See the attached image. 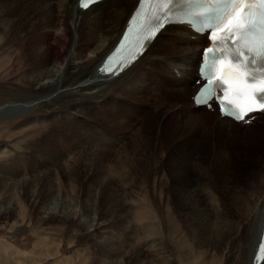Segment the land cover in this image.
<instances>
[{"label": "rangeland", "instance_id": "rangeland-1", "mask_svg": "<svg viewBox=\"0 0 264 264\" xmlns=\"http://www.w3.org/2000/svg\"><path fill=\"white\" fill-rule=\"evenodd\" d=\"M5 50L9 49L6 47ZM4 52V50L0 51V56H3V60L0 61L2 87H0V109L6 105L16 104L13 100L17 95L13 92L19 87L11 82L2 84L5 80L3 75L7 70L12 72L10 76L15 74L8 64L9 55H3ZM168 70L167 67L166 74ZM160 74V72L157 74L160 78L167 77L166 74ZM174 87L173 84L175 93L177 88ZM19 94L28 97V94L20 92ZM143 95L126 100L136 111L138 105L145 107L139 115L128 112L120 114L117 122L113 124L111 122L114 127L106 126L110 122L106 115L101 117L105 124L104 132L100 131V126L102 127L103 124L100 120L97 123L96 115L90 118L82 117L80 122L61 120L64 124L62 132L57 136L54 134L57 127L45 121L47 112H44L43 108L35 111L37 106L32 111L31 108L26 109L30 111L29 116L0 119V264H249L246 254L251 241L250 239L244 241L245 236H242L241 232L240 235L235 234V240H227L223 236L226 243L207 245L204 242L207 243L209 237L206 234L199 237L200 229L189 225L187 222L190 219L180 212L179 205L174 199L179 184L177 152L174 149L178 141L180 145V141L187 140L188 136L183 135L182 130L177 129L175 124L179 123L181 116L189 118V112L185 111L183 106L177 104L173 106L175 97L172 95L165 97L163 102L161 100L145 104L140 103L144 100ZM147 96L155 100L161 98L156 91H151ZM188 98L190 99L191 95L187 96V100ZM160 102L162 105L164 102H171L166 106L165 114L161 119L152 107L153 104L159 105ZM178 107L180 114L177 112L173 116ZM113 109L110 107L111 116ZM202 111L206 112L205 109ZM210 112L206 113L214 117L216 113H212L211 110ZM37 118L38 120H35ZM248 123L243 124L242 127L248 128ZM73 124L77 130L75 134L71 131ZM206 124L217 126L211 122ZM256 127L257 125L253 129ZM242 132L246 134L243 140H238V136L235 138L227 136L223 140L217 137L216 141H221L211 144V138L206 140V136L200 130L196 139V149L201 147L203 157L206 156L207 162H202L203 166L212 170L208 172L212 176L211 183L214 189L210 191L208 200L215 217L221 215L215 189L221 190L218 185L220 181H224L222 176L226 169L231 176L230 182L236 183L234 186L236 191H241V185L245 181L241 169L246 170L248 163H244L246 160L241 161V158H238L237 162L233 160L239 153L246 154V149L249 154L252 152L251 143L246 141L247 148L244 147V141L249 139L250 131L247 129ZM114 134L116 139L122 137L119 139L120 143L115 142ZM31 142L34 145H30ZM6 143L12 144V147L6 146ZM24 144L33 147L27 152L22 147ZM135 145L138 146L135 148ZM220 145L227 146L233 155L230 156L232 161L229 162V155L224 154L226 156L224 158L228 159L226 163L228 167L223 165L224 162H220L217 173L212 169V166L215 168V160L212 159L214 162L210 160L209 152L214 146L216 154L220 153L218 152ZM243 147L244 150L240 149ZM44 150L47 152L46 160L43 156ZM122 150L123 155L120 152ZM139 151L141 153L143 151L142 155ZM259 152L262 153V150ZM18 155H22L23 160L17 158L19 160L17 161ZM153 156L157 157L154 159ZM130 157L135 159L132 160ZM127 158L128 161L133 162H128ZM137 158L139 159L136 160ZM63 160L65 162H62ZM187 164L185 166L187 175L198 172L192 170L190 162ZM69 172L73 179H67L66 173ZM32 192H34L33 199L30 197ZM224 201L227 207L229 206L228 211L234 210L232 199L227 197ZM9 205L13 208L17 207L16 211H12L11 208L8 214L4 207ZM54 206L58 207V210L68 208L67 211L70 213L76 212L82 223L66 215L61 218L57 215L44 218V211ZM234 211L238 217L241 216L239 218H243L240 207ZM93 217L98 221L107 222L109 232L106 236L117 240L119 249L111 253L113 257H107V254L102 253L105 249L102 245L103 238H97V234L92 235L88 232L90 230H86L83 222H91ZM200 239H203V243ZM142 250H145V254ZM106 252H109L107 246Z\"/></svg>", "mask_w": 264, "mask_h": 264}, {"label": "bare ground", "instance_id": "bare-ground-1", "mask_svg": "<svg viewBox=\"0 0 264 264\" xmlns=\"http://www.w3.org/2000/svg\"><path fill=\"white\" fill-rule=\"evenodd\" d=\"M136 2L137 0H103L87 9H82L79 6V0H0V51L4 50L3 55H9L8 64L15 72V74L10 76L12 72L7 70L3 75L5 80L2 81V84L11 82V84L17 85L16 87L19 86L18 89L13 90L14 92L12 91L17 95L13 100L16 104L6 105L0 109V119L29 116L30 111L26 109L31 108L32 111L37 106L35 111L43 108L44 112H47L45 121L47 120L51 126L57 127V129L55 128L57 131L54 134L59 136L64 124L61 120L80 122L82 117L90 118L97 115L98 123L99 120L102 121L101 117L106 115L110 121L106 126L111 127L120 118L118 117L120 114L128 112L139 115L145 110V107L136 105V111L126 100L144 94V100L140 101V103L145 104L161 100L163 102L165 97L168 98L172 95V97H175L172 103L173 106L175 104L183 106V109L189 112V118L181 116L179 123L175 124L177 129L182 130L183 135L188 136L187 140L180 141L182 147L178 141L174 149L177 152L179 180L174 199L179 205L180 212L183 216L190 219L187 222L189 225L200 229V233L198 232L199 237L205 234L209 237L207 243L204 242L207 245L226 243L227 241L223 236L227 240H232L236 239L235 234L240 235L241 232L242 236H245L244 241L247 242L249 239L251 241L247 251L248 254L245 253L248 256L249 264H264V251L260 247L264 243V112H254L249 117H246V122L252 118L249 121L250 124L248 123V128H246L242 127L244 126L243 124H246L245 122L237 123L221 115L218 109L214 110L194 105L192 95L197 88L196 84H199L198 63L201 48L207 44V40L204 35H197L191 32L186 25L164 27L157 33L155 39L148 43L143 55L118 75H104L100 72L98 67L101 61L122 34L124 27L127 25L126 20ZM6 47L9 50H5ZM2 60L3 56H0V61ZM5 67L6 65L2 68L5 69ZM167 67L169 68V74H166ZM158 72L166 74L168 78L166 76L160 78L157 75ZM173 84L175 85L174 88H177L175 93L172 88ZM151 91H156L157 94L161 95L160 100L147 96ZM19 92L25 95L28 94V97L19 94ZM190 95L191 98L187 100V96L189 97ZM169 104L171 102H164L163 105L161 102L159 105H152L159 119L164 116L165 108ZM110 107L114 108L111 113L112 116L109 115ZM202 109H205L207 113H211V110L212 113L216 114L214 117H210ZM179 110L180 108L178 107L173 116L177 112L180 114ZM28 119L30 120L31 118ZM35 120H38V118ZM103 122H101L103 124L102 127L99 125L101 132H104L103 126L105 124ZM207 122L217 126L212 127V125L206 124ZM251 122L253 123L251 124ZM116 125L118 124L116 123ZM256 125L257 127L253 129ZM205 127L208 129H205ZM242 129L250 131L248 132L249 139L244 141V147H246V141L251 143L250 149L252 152L249 154L248 149H246V154L236 153L237 155L233 160L236 161L241 158V161L246 160L244 163H248L246 170L244 168L241 169L245 181L241 185V191H236L234 187L236 183L230 182L231 176L226 169L224 176H222L225 183L220 181L218 187L221 190L215 189L221 207V215L215 217L212 214L213 210L210 209L211 203L208 200L210 199V191L214 189L211 183L212 176L208 172L211 169L203 166L202 162H207L205 160L206 156L203 157V149L201 147L196 149V139L201 130V133L206 136V140L211 138V144L221 141H216L217 137L223 140L227 136H230V138L238 136V140H243L246 134L242 132ZM71 131L74 134L77 131L74 124L71 125ZM250 134L253 136H249ZM113 138L118 143H120L119 139H122V137L116 139L115 134ZM29 144L22 146L27 152L30 147H33ZM5 145L12 147L10 143ZM136 146L138 145H135V148ZM46 147H48V144ZM244 147L240 149L244 150ZM215 148L213 146L209 152L210 160H215V162L212 161L215 163V168L210 165L214 172L219 173L217 170L220 162H224L223 165L225 164L228 167L226 164L228 159L224 158L226 157L224 154H228L230 157L233 152L227 146L220 145L218 149L220 153L216 154ZM259 150H262V153ZM120 152L123 155V150ZM139 152L141 153V151ZM43 153L45 154L43 155L45 157L44 160H46L47 152L44 150ZM17 158L23 160L22 155H18L16 160ZM124 158L126 159V157ZM130 158L129 160L132 159ZM159 158L161 159L162 157ZM229 159V162H231V157ZM132 160L128 161L127 158L128 162H133ZM62 162L65 161L63 160ZM187 162L191 163L192 170L195 169L198 172H194L190 176L187 175L185 170V166L188 165ZM66 175L67 179H73L70 172L66 173ZM33 196L34 192L31 193L30 197L32 198ZM227 197L232 199L231 203L235 207L234 210L236 209L237 211V208L240 207L243 218H239L241 216L238 217L234 210L230 209L228 211L229 206L227 207L226 200L224 201V198ZM11 208L12 211L17 209V207L13 208L10 205L4 207L8 214ZM47 209V211H44V218H48L51 215H57V217L61 218L66 215L82 223L78 214L76 212L70 213L67 211L68 208L67 210L66 208L58 210L59 208L54 206ZM84 223L86 230H90L88 231L89 233L91 232L92 235L97 234V238H103L104 242L102 245L105 246V249L102 250V253L107 254V257H113L111 253L115 250L117 252L119 248H117L118 244H116L117 240L115 238L106 236V233L109 232L107 222H104V220L98 221L97 218L93 217L91 222L86 221ZM196 239L198 238L196 237ZM202 240L200 239V242ZM119 244L121 243L119 242ZM106 246L109 252H106ZM144 252L145 250H142L143 254H145Z\"/></svg>", "mask_w": 264, "mask_h": 264}, {"label": "snow or ice", "instance_id": "snow-or-ice-1", "mask_svg": "<svg viewBox=\"0 0 264 264\" xmlns=\"http://www.w3.org/2000/svg\"><path fill=\"white\" fill-rule=\"evenodd\" d=\"M94 2L83 0V7L87 8ZM156 2L166 10L154 18V24L159 26L157 32L166 22H183L170 7L173 0ZM190 2L193 7L184 13L187 22L197 31L206 32L211 44L201 52L200 74L206 82L193 98L194 103L208 106L215 100L221 115L243 122L256 111L264 112V0ZM138 30L145 31L143 26ZM157 32H151L142 39L138 37V47L146 50ZM221 44L225 47H218ZM142 55L143 51L137 52L132 55V60ZM217 91L222 95H217ZM260 247L264 251V243Z\"/></svg>", "mask_w": 264, "mask_h": 264}]
</instances>
